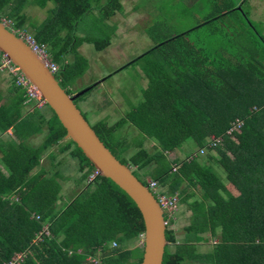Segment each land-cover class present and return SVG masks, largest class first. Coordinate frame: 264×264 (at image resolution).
Here are the masks:
<instances>
[{
  "label": "trees",
  "instance_id": "1",
  "mask_svg": "<svg viewBox=\"0 0 264 264\" xmlns=\"http://www.w3.org/2000/svg\"><path fill=\"white\" fill-rule=\"evenodd\" d=\"M232 1L210 3L203 20L179 31L171 25L174 18L169 20L161 12L163 8L156 6V21L143 29L155 44L118 68L154 54L142 64L148 78L142 98L113 124L100 119L91 125L103 144L143 184L148 187L147 179L155 180L166 193H177L179 203L191 212L183 236L176 235L174 225L166 226L162 264H264V35L261 23L244 10L246 1ZM48 2L54 5L49 18L39 26H29L37 42L51 48L63 39V46L50 53L56 63L68 47L76 50L82 42H93L96 50L109 45V38L91 41L77 36L76 27L94 8L108 19L123 7L120 0L102 4L101 0H0V19L7 17L16 27L26 28V5L43 8ZM234 12L247 28L235 32L209 27L203 30L205 39L191 34L213 21L223 22ZM250 36L260 42L254 43ZM77 73L72 71L73 77L70 74L67 80ZM10 76L14 95L5 103L0 94V136L11 128L18 143L9 141L0 147L8 171L5 174L0 168V264L18 254L23 257L16 264H92L87 256L102 264H140L143 244L132 246L144 232L136 204L109 178L97 175L88 181L95 168L75 142L65 138L66 129L56 114L45 103L50 117L41 112L24 115L22 104L36 101L27 99L26 91ZM84 94L75 99L76 104ZM126 123L141 138L126 143L127 136L117 133ZM44 129L39 145L24 144L28 136ZM144 141L153 142L152 147L144 148ZM184 143L187 149H199L181 157L179 149ZM132 145L138 149L125 155ZM59 153L75 159L80 172L75 184L81 190L64 207H55L62 200L63 189L57 168ZM43 154L48 167L41 163ZM140 169L146 174H139ZM44 224H48L49 235L38 234ZM209 237L219 240L208 250H199L200 242Z\"/></svg>",
  "mask_w": 264,
  "mask_h": 264
},
{
  "label": "rangeland",
  "instance_id": "2",
  "mask_svg": "<svg viewBox=\"0 0 264 264\" xmlns=\"http://www.w3.org/2000/svg\"><path fill=\"white\" fill-rule=\"evenodd\" d=\"M123 8L119 10V15H117L116 18L110 17V18H104L102 16V13H100L99 10L96 8L90 10L88 13H86L83 18L79 21L75 34L80 37H88L91 39H105L109 38L112 44H121L123 55L120 56V60L116 59V62L120 63L122 60H126L124 54H126L127 46L129 45V40H134V42H137L136 44H141L142 52L150 48L155 44V42L149 38L148 34L146 32H139L137 31V34L131 35L133 33L132 31L125 32V29H131L132 24L137 22V17L139 15L135 14V11L143 13L141 14L142 17L144 16V19L142 21V25L147 26L152 25L156 20L155 14L153 9H156V6L162 7L163 15H166V17L170 20V18H174L171 22V25L173 29L175 30H181L183 28H188L191 25L198 23V19L203 20V17L206 16V12L209 10L208 5L212 2H218L222 4L221 0H202L200 3H198V0H181L179 2H173V0H120ZM232 1V0H231ZM235 1V0H234ZM242 1V0H241ZM246 2L243 3V8L246 12H249V17L255 21L256 23H261V31L264 35V0H245ZM106 2V0H101L100 4ZM233 2V1H232ZM173 3L175 4V8H173ZM234 4V3H233ZM134 5L135 9H131V6ZM53 3L48 2L45 7H39L35 4H28L25 8V11L30 15L31 18V25L39 26L43 24L50 16V11L53 8ZM221 7V6H220ZM201 10H198V9ZM151 13V16L149 14ZM148 13V14H147ZM158 15V14H157ZM195 15V16H194ZM158 17V16H157ZM152 18V19H151ZM195 18V19H194ZM240 16L239 13H230L228 17L223 20V22H216L213 21L208 25L198 27L191 31V34L198 33L201 37L205 39V34L203 30L209 28V27H216L219 26L221 28L230 29V31H241V29L247 28L245 25L241 26L239 23ZM121 22V23H120ZM28 23V22H27ZM32 26H26V30L32 33ZM146 26V27H147ZM119 28V29H118ZM137 28V26H136ZM118 29V31H117ZM251 29V28H250ZM145 30V29H144ZM246 33V32H245ZM209 35L206 37L208 38ZM215 37V36H214ZM253 40H257L260 42V39L256 36H250ZM79 38V37H78ZM213 39V37H211ZM207 41V40H206ZM255 43V42H254ZM133 44V42L131 43ZM63 46V39H59V42L51 48L50 45H48L49 52L53 54L55 51H57L59 48ZM132 48H136V45L132 46ZM74 51H76V56H74ZM133 51V50H132ZM141 52V53H142ZM157 54V53H155ZM78 58V60L76 59ZM154 54L146 55L140 58V61H137L136 63L139 65V68L142 70V64L148 59L153 58ZM66 61V62H65ZM86 61V62H85ZM58 63V62H57ZM68 65V67L64 68V65ZM83 64V66H82ZM59 66H62L61 70L57 72L55 75L58 78L61 84H63L66 91H68L71 95L78 93L85 89L86 83L90 80L96 79L98 77V71H111V66L108 64V61L105 58V51L102 50H95L92 43L88 42H82L79 44V46L76 48V50L70 49L69 47L64 51V53L61 56L60 62L58 63ZM78 66V67H77ZM85 66V67H84ZM83 69L82 72H80ZM73 72H78L77 76H75L72 80H67V76L70 75ZM128 74V75H127ZM173 74V73H172ZM171 74V75H172ZM137 72L135 70V67L133 66L132 69H128V71H123V69L120 71L119 74L112 76L109 80H106L105 83L102 84V86H99V84L94 85V89H90L86 91V93L83 95L86 99H90L92 101V105L94 107V110L106 108V106L109 105L111 101L116 98L119 101L118 106V113L120 115L116 116L118 117V120L125 116V114L130 111V109L135 106L138 103V78H137ZM136 76V81L132 82L133 79ZM73 75H70V78H72ZM4 88L8 86V82L4 81L3 83ZM120 89H118V87ZM83 87V88H82ZM8 88V87H7ZM89 100V103L91 101ZM45 105V104H43ZM77 105L80 108L83 115H85V118L90 123V125L94 124V120L96 117H94V120L89 112H86L80 103V100L77 101ZM122 111V112H121ZM29 112H31L29 110ZM122 115V116H121ZM98 117L102 116L97 115ZM111 118V117H110ZM110 118H108V122L110 121ZM112 119V118H111ZM127 128H122L119 130L120 135L127 136L128 141L126 143H132L133 139H136V137L141 138V134L130 124H127ZM135 137V138H134ZM208 138V137H207ZM20 140V139H19ZM40 140H34L30 139V143H38ZM27 139L24 141V144H27ZM147 144H149L147 141H144L143 147L147 148ZM126 145V144H125ZM131 145V144H130ZM199 148L196 146L189 147L187 149L186 144L184 143L179 150L181 157H185V153H188L191 151L192 153L197 152ZM208 151V150H207ZM206 151V152H207ZM133 152L132 150L127 149V152L125 155H129ZM206 152L202 155H199L200 157L205 156ZM63 156L61 164L57 167L59 169L60 174L62 175L61 181L63 182V189L60 193L62 196L61 202L57 203L55 207H64V203L71 199L75 193L79 190H81V187H76V177L80 175V172L76 170L77 167V161L75 159H71L70 157H65V154L60 155ZM42 164H45L46 162H49L48 159H41ZM63 163V164H62ZM46 166V165H45ZM48 167V166H46ZM215 168L218 170V168L215 166ZM220 174L222 175V178H224L225 174L218 170ZM150 175L149 173H147ZM68 175L69 177H67ZM138 177L141 180H144V177L137 174ZM69 178L68 180H66ZM87 181H83V184H85ZM229 189L235 194L236 190L231 187L230 184L227 185ZM196 193L201 194L202 190L199 188H195ZM207 204V202H205ZM183 214L179 216V220L177 221L178 224H175L176 228V235L178 237L183 236L184 229L183 227L189 223V216L191 215V212L186 209V205L183 206ZM180 212V211H179ZM218 238H211L209 237L203 242H200L199 250H208L211 247V244L215 242H218ZM140 245V241L136 242L133 245ZM131 246V244H129ZM99 253V252H97ZM87 259H89V256H87ZM196 263H184V264H197Z\"/></svg>",
  "mask_w": 264,
  "mask_h": 264
},
{
  "label": "water",
  "instance_id": "3",
  "mask_svg": "<svg viewBox=\"0 0 264 264\" xmlns=\"http://www.w3.org/2000/svg\"><path fill=\"white\" fill-rule=\"evenodd\" d=\"M0 52L6 54L25 77L35 86L41 98L53 110L71 139L82 150L101 176L109 178L133 200L143 223V254L140 264H162L166 246V225L162 209L150 192L133 173L121 163L99 139L90 123L75 103L86 88L68 94L28 45L0 23Z\"/></svg>",
  "mask_w": 264,
  "mask_h": 264
},
{
  "label": "crops",
  "instance_id": "4",
  "mask_svg": "<svg viewBox=\"0 0 264 264\" xmlns=\"http://www.w3.org/2000/svg\"><path fill=\"white\" fill-rule=\"evenodd\" d=\"M25 8H24V12L28 16V19H27V22H28L27 23V26H28V24L31 25V18H30V15L25 11ZM131 9L134 10L135 9V6L132 5L131 6ZM142 13H143L142 11H140V12L135 11V14L136 15H139V17L135 18V19H137V22L134 23V24H132L133 27H131V29L130 28L129 29L128 28L125 29V32L132 31L133 33H131V35L137 34V31H139V32L142 31L143 32V29H144V27L147 26V24L145 26L142 25V21L144 19V16L142 17V15H141ZM149 14L151 16V13L150 12H149ZM117 15H119V12H116L112 17L116 18ZM198 21H201V20L198 19ZM195 24H197L196 21H195ZM136 26H137V28H136ZM118 29H117V31H118ZM132 42H133V44H131ZM136 43L137 42H134V40H129V45L130 46H127L126 54H124L126 60H122L120 63H118V62H116L117 57L120 60V56L123 55V50H122L121 44L120 43L119 44H112L111 41H110L109 45H107L105 48H103L102 51H105V58L108 61V64L111 66V71H108V72L101 71V70L98 71V77L96 79H93L92 81L89 80L86 83L87 85L85 86V88L87 89L90 85L96 84V83L99 84V86H102V84L105 83L106 80H109L112 76L119 74L122 69H123V71L124 70L125 71H128V69H132V67L134 66L135 67V70L137 72V75L136 76H137V78L139 80L138 83H137V86H139L138 87V93H139L138 94V100H140L142 98L143 89L147 85L148 78L144 75V72L139 68V65L136 63L137 61L133 62L131 65H129V66L125 67V68H122V69L118 70V68L122 67L125 63H127L131 59H133V58H135V57H137L138 55L141 54V52H142L141 51L142 50L141 44H136ZM134 45H136V48H132V46H134ZM136 76H135V78L133 79L132 82L136 81ZM4 81L8 82V86H7L8 88L7 87L4 88V86H3ZM10 81H11L10 74L8 72H6V71H0V94L2 95V99H1L2 102H5V103H7L8 101H10V98H12L13 95H14L13 91L10 90V85H11V82ZM118 89H120V88L118 87ZM89 100L90 99H86L83 96L82 99L80 100V103L82 104L84 110L86 112H89L90 113V115L92 116L93 120H94V117H96V119L94 120L95 122H97L100 119H104V120H106L108 122V118H110V117L112 119L110 118V121L108 122V124H113L114 122H116L118 120V117L116 118V116H118V115L121 114V113L120 114L118 113V106H119L118 99L116 100V98H114V100L111 101L109 103V105L106 106V108H104V109L103 108H101V109L98 108L96 110H94V107L92 105V101L90 100L91 103H89ZM29 110L32 113L34 112L33 114H35V116H37L39 114V112L43 113L47 117H50V114H51V112L49 111V109L45 105L39 106L36 102H30V103L22 104V113L24 115L26 113H31V112H29ZM101 114H102V116H100V117L97 116V115H101ZM127 124H129V123H126L120 129L127 128L128 127ZM119 130H118V132H119ZM12 131L13 130L10 128V129L7 130V132L5 134H3V135L0 136V147L2 146V148H4L3 146H5L6 143L9 142V141H14L15 143H18V139L15 136V134H13ZM45 133L46 132H45V129H44L43 132H41V133H36V134H32V135L28 136V138H27V142H29L28 144L32 145L33 147H36L37 145H39L42 142ZM30 139H34V140L37 139V140H40V141L38 143H34L33 144V143H30ZM152 145H153V142H150V144H147V149H149L148 147H152ZM132 149H133V152H134L138 148L132 145V147L129 150H132ZM132 153H130V154H132ZM130 154L128 156H130ZM65 157L67 158L68 155L65 154ZM1 158H2V150L0 148V168L2 169V171L5 174H8L7 168L5 167V165L2 162ZM42 158L43 159H46V155L43 154ZM61 158H63V156H59V157L57 156L56 157V159L58 161H60V163L62 161ZM45 165L46 166H50L49 162H46ZM133 168H136V167H133ZM138 172H139V174H142V175L146 174L145 169H140V170H138ZM66 176L69 177L68 175H66ZM68 179L69 178H67L66 180H68ZM60 182L62 183V188H63V185L64 184L61 181V179H60ZM57 203H59V201ZM179 206H180V209H179L180 212H178V214L176 216V222L173 224L174 225L173 226V229L175 231H176L175 224H178L177 221L179 220V216H181L183 214V209H184L183 206H184V203H180Z\"/></svg>",
  "mask_w": 264,
  "mask_h": 264
},
{
  "label": "built area",
  "instance_id": "5",
  "mask_svg": "<svg viewBox=\"0 0 264 264\" xmlns=\"http://www.w3.org/2000/svg\"><path fill=\"white\" fill-rule=\"evenodd\" d=\"M0 23H2L9 31H11L21 40H23L28 45V47L37 55V57L44 63V65L50 70L52 74H56L60 71V66L52 59V56L48 49V44L37 42L33 34L27 31L26 28L16 27L14 21L7 17H2L0 19ZM0 71H6L15 77L16 86H20L26 91L28 96L27 99L35 100L39 106L45 104V101L41 98L35 86L30 83V81L25 77V75L20 71V69L10 61L6 54L2 52H0ZM234 125L238 127L240 123ZM97 175H100V173L97 169H95L88 176V181L93 180ZM147 182L149 187L148 189L156 198L162 209L165 225L170 227L173 226L176 221V216L180 207L179 195L177 193L173 195L166 193L159 187V185H157L155 180L147 179ZM32 217H34L36 220L40 219L39 214L32 213ZM38 234L49 235L48 224H44ZM38 239H40V237H38ZM140 243L143 244V235H141ZM214 243L216 242L214 241ZM111 245L115 246L116 242L112 241ZM22 257L20 254H18L13 260H10L5 264H16L17 261L22 260ZM89 260L92 264H102L99 259H96L94 257H89Z\"/></svg>",
  "mask_w": 264,
  "mask_h": 264
},
{
  "label": "clouds",
  "instance_id": "6",
  "mask_svg": "<svg viewBox=\"0 0 264 264\" xmlns=\"http://www.w3.org/2000/svg\"><path fill=\"white\" fill-rule=\"evenodd\" d=\"M179 209H180V207H179ZM179 212V211H178ZM178 214V213H177Z\"/></svg>",
  "mask_w": 264,
  "mask_h": 264
}]
</instances>
